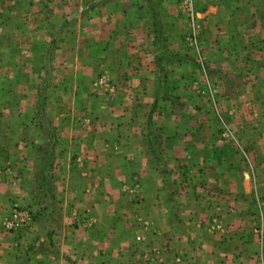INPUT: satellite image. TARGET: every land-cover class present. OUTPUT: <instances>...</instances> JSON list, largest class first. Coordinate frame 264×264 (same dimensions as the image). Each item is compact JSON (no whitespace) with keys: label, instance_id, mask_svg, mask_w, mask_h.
Listing matches in <instances>:
<instances>
[{"label":"crops","instance_id":"0c3cea01","mask_svg":"<svg viewBox=\"0 0 264 264\" xmlns=\"http://www.w3.org/2000/svg\"><path fill=\"white\" fill-rule=\"evenodd\" d=\"M192 1L0 0V264H264V0Z\"/></svg>","mask_w":264,"mask_h":264},{"label":"built area","instance_id":"2783aa9c","mask_svg":"<svg viewBox=\"0 0 264 264\" xmlns=\"http://www.w3.org/2000/svg\"><path fill=\"white\" fill-rule=\"evenodd\" d=\"M181 9L186 12V17L189 19L190 30L185 34L187 42L192 45L195 43L194 31L197 28V24H194V16L192 15V1L182 0ZM93 88L102 89L103 91L112 92L115 88V84L108 81L103 74H99L96 79L93 80ZM9 168L7 166H0V180L6 177ZM32 220V214L25 206H20L16 202L11 203L8 208V212L5 215L2 223L6 229L17 232L19 229L28 226Z\"/></svg>","mask_w":264,"mask_h":264},{"label":"rangeland","instance_id":"374dc122","mask_svg":"<svg viewBox=\"0 0 264 264\" xmlns=\"http://www.w3.org/2000/svg\"><path fill=\"white\" fill-rule=\"evenodd\" d=\"M192 1V0H191ZM193 2V1H192ZM181 3H182V0H181ZM193 4H195V3H192V6H193ZM196 10H197V8H196ZM181 12H183L182 11V9H181ZM187 21H189L188 19H187ZM196 29V28H195ZM189 30H190V25H189ZM108 81H110L111 82V80L110 79H108ZM94 90H96L95 88H93ZM114 90H115V88H114ZM114 90L112 91V92H114ZM100 91H102V92H104V93H112V92H107V91H103L102 89H100ZM13 202H16V201H12L11 203H13ZM11 203H10V205H11ZM18 204V203H17ZM9 205V206H10ZM28 210L31 212V214H32V210L31 209H29L28 208ZM51 210H56V209H54V206H52V209ZM33 216V215H32ZM33 219V218H32ZM9 230V229H8Z\"/></svg>","mask_w":264,"mask_h":264}]
</instances>
